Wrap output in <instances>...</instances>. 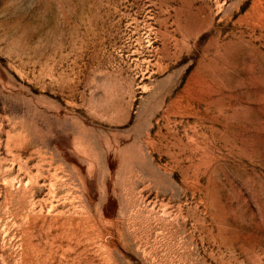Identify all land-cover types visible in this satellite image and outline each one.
<instances>
[{"label": "rangeland", "instance_id": "obj_1", "mask_svg": "<svg viewBox=\"0 0 264 264\" xmlns=\"http://www.w3.org/2000/svg\"><path fill=\"white\" fill-rule=\"evenodd\" d=\"M0 264H264V0H0Z\"/></svg>", "mask_w": 264, "mask_h": 264}]
</instances>
